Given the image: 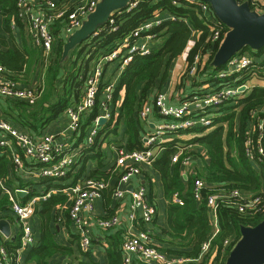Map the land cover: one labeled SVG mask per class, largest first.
<instances>
[{"label":"built area","instance_id":"2783aa9c","mask_svg":"<svg viewBox=\"0 0 264 264\" xmlns=\"http://www.w3.org/2000/svg\"><path fill=\"white\" fill-rule=\"evenodd\" d=\"M99 1L86 0L85 3L70 9L62 5L59 0H17L21 21L27 25L36 46L42 49L45 69L54 56L57 36L53 28L57 21L64 20L63 32L66 39H68L70 35L82 27L84 20L96 9ZM171 1L173 4L187 1L197 5L204 14L213 13L215 15L210 3L205 0ZM238 1L239 3L248 2L252 9L260 13L264 10L261 8L262 0ZM138 3L139 0L131 1L126 8L127 11L136 7ZM112 17L113 15L108 23L113 26L112 29H116L117 26H114L115 19ZM217 19L210 18L212 29L210 39L213 42H222L223 26L219 24L220 21ZM162 21L161 11H155L151 18L133 29L107 54L105 53L91 62L81 100L72 104L66 110L68 125L58 136L68 133L80 135L84 127V120L96 105L99 89L104 80L102 111L93 119L92 125L83 138L85 140L82 142L83 147H91L97 143L98 126H101L100 120L105 118L108 121L112 116L109 103L113 99L115 85L114 82L105 80L108 64L117 60V70L122 71L135 54H150L159 41L158 34L154 29L161 25ZM97 34L98 31L93 36ZM86 58H89V55H86ZM255 60L244 51L238 53L223 68L217 70L212 78H208L212 81L199 86L198 89L201 88L199 93H192L182 102L169 103L168 96L165 93H158L154 103L144 105L139 112L140 117L146 121L148 127L141 138L142 149L128 150L124 146L113 145L112 148L115 149L117 156L109 178L86 175L69 186L57 189L58 192L64 193L68 197V216L80 234L82 246L85 250L89 249L92 243L90 236L92 220L106 230L116 228L121 223L118 214L102 216L96 210V201L112 185L115 186L110 179L114 175L118 178V185H116L117 187L114 188L113 192L114 197L123 199L126 195H131L129 219L133 227L141 226L135 231L130 229L125 233L121 244L124 264H132L134 260L140 261L141 264H196L202 263L205 259H208V264L226 263L225 258L229 256L238 240H234V237L226 239L220 255L217 247L212 248L213 238L220 231L219 206L223 203L235 206L240 213L251 215L264 210V191L263 194H248L238 188L231 190L219 188L208 194L207 206L213 226L212 234L209 239L202 243L198 257H188L170 255L154 243L157 204L151 198L152 196L145 185L130 189L128 183L142 173L141 165L154 164L161 154L168 149L173 150L172 163L180 162L183 166L188 167L193 157L192 150L198 143L191 142L185 146L182 145L179 139H183L184 135L188 133H190L189 135H195V137L202 135L201 131L208 132L217 126V119L221 115L211 117L208 114L210 109L216 108L218 112L220 108L226 107V110L222 112L224 114L229 110L230 105L239 103L238 99L249 95L253 88L256 86L264 87V60L260 62ZM198 61L199 57L197 56L190 74L197 73ZM81 64L84 66L85 63L81 62ZM45 87L44 74L35 84L24 86L0 63V96L8 100H24L33 103L42 97ZM156 111L160 119L158 121L150 120L151 115ZM263 113L264 104L251 111V124L245 144L246 156L258 165V168L262 171H264ZM150 126L152 130H150ZM255 133H258V136L254 137ZM58 136L54 133L38 135L29 129L19 128L10 120L0 117V149L10 155L18 171L25 170L27 164L33 167L29 171L32 176L62 178L77 162V155L68 152L66 144L60 141ZM200 146L202 147V145ZM199 153L201 154V152ZM35 165L39 166L36 168ZM181 176L185 180L193 177L192 189L194 196L198 201L202 200L203 190L208 187L206 181L197 175L190 176L186 170L181 172ZM123 184L126 186H122ZM0 188L2 194L7 195L9 198V207L14 217L12 222L20 230L21 245L16 250L15 258L7 250L4 245L5 242L0 243V264H12L18 260L21 249L35 244L36 236L31 221L36 213L37 205L39 201L47 200L56 190H50L38 196H31L29 188L10 187L2 177H0ZM20 193L30 197L29 200L26 202L21 201L19 199ZM169 201L180 206L186 203L185 196L180 191H174ZM58 218L61 221L63 216L60 215Z\"/></svg>","mask_w":264,"mask_h":264},{"label":"trees","instance_id":"16d2710c","mask_svg":"<svg viewBox=\"0 0 264 264\" xmlns=\"http://www.w3.org/2000/svg\"><path fill=\"white\" fill-rule=\"evenodd\" d=\"M59 1L70 9L86 2V0ZM157 10L166 11L172 15L163 19L161 25L154 29L160 42L150 54L134 55L133 59L124 67L120 81L114 90L113 99L109 103L112 105L114 101H117L120 91L125 90V97L120 109V117L124 120L128 134L127 147H124L128 150L142 149L141 138L147 128L141 125L143 119L139 112L144 105L148 104L149 98L154 103L157 94L163 92L174 61L183 54L193 37L194 43L186 55V68L176 86V90L183 89L181 96L177 98V103L188 97L189 93L184 92L187 81L195 84V82L202 80L201 86L205 82L212 81L208 78H212L213 74L220 69V67L213 66L212 61L221 41L213 42L210 39L212 34L210 18H217L213 13L204 14L197 5L187 1L173 4L171 0H139L137 6L130 11L127 9L118 10L112 17L115 19L114 26H117L116 29H112L113 26L109 25L110 23L101 27L97 30V35H92L83 44L77 46L64 61H62L66 42L62 37L64 20H58L53 28L58 39L54 48V56L46 70V87L43 97L33 103L24 100L12 102L11 106L17 110V113L9 110L8 115L24 128L40 133L49 124L56 121L60 115L64 114L69 106L81 100L91 62L105 53L107 54L133 29L151 18ZM0 14L3 17L4 29H11L14 22L18 25L23 23L19 17L17 0H0ZM219 24L223 26V39L229 28L222 22ZM196 32L197 34H195ZM246 49L249 47L244 50ZM82 55H89V58L84 62L83 70L77 62V59L81 58ZM197 56L199 57L197 73L192 75L190 71ZM205 56L209 57L204 62ZM25 62V53L19 49L0 48V63L10 71L12 76L15 77V74L11 70H21ZM104 83L103 80L96 105L89 113V121L88 117L86 119L88 124L92 123L93 119L102 111ZM263 104L264 87L256 86L239 103L230 105L228 110L230 113L223 118H218V122H226V126L220 124L208 133L201 131L200 133L206 134L191 140L192 143L201 144L209 156V160L197 172V175L201 176L208 185L203 190L202 200L198 201L194 196L193 177L185 180L180 175V162L171 164L172 149H168L160 159L154 162L155 167L161 173L166 196L170 198L174 191H180L185 196L186 202L183 206L169 203L167 208L168 229L158 227L155 221L156 233L153 235V240L159 233L161 235L169 233L180 239L177 243L172 241L170 247L163 249L160 247L162 251L174 256H199L202 243L209 239L212 234L213 226L207 206V197L216 189L231 190L238 188L248 194H263L264 171L256 168V164L254 165V162L245 153L247 132L252 118L251 111ZM104 130L108 133L118 132L117 126L110 129L109 123L105 124ZM100 132L97 143L101 137ZM256 136L258 133L254 134V137ZM95 157L102 165V152H97ZM10 166H14L10 155L0 149V176L5 174ZM92 175L98 174L94 172ZM7 197L0 200V211L10 208ZM66 200L64 194H52L47 202L52 209V206L64 203ZM218 216L220 231L213 238L212 248L217 247L220 255L226 239L233 238V236L234 240L241 238L243 225L255 226L264 220V210L251 215L243 214L235 206L223 203L218 208ZM51 237L52 234H44V243L33 248L28 259H35L38 264H47L49 257L60 252L62 247L53 243ZM4 245L15 258L16 250L21 245L20 238L8 240ZM120 247L115 246L110 249L108 264H124ZM227 258L228 256L225 259L227 260ZM92 264L100 263L93 261ZM132 264H141V262L134 260ZM196 264H208V259Z\"/></svg>","mask_w":264,"mask_h":264},{"label":"crops","instance_id":"0c3cea01","mask_svg":"<svg viewBox=\"0 0 264 264\" xmlns=\"http://www.w3.org/2000/svg\"><path fill=\"white\" fill-rule=\"evenodd\" d=\"M160 11H161V17H163V19L172 16L170 13L166 11L163 12L162 10ZM263 12L264 10L262 11V13ZM2 18L3 17L0 14V48L19 49L20 51L25 53L26 62L24 63L23 68L19 71L14 69L11 70L15 74L16 79H18V81H20V83L24 86H30L35 84L43 74H44V79L46 80V70L51 61L49 62L48 66L45 69L44 67L45 64L42 57L43 56L42 49L41 47L36 46V44L34 43L27 25L24 23H21L22 25H18L14 22L11 26V29H4V22ZM63 31L64 29L62 30V37L65 40H67ZM159 42L160 40L157 42V44ZM193 43L190 46L188 44V47L183 52V54H181L174 61L172 69L170 71L169 79L164 85L163 93H165L168 96L169 103L170 102L177 103V98L180 97L183 92V89H180L179 92H173L174 90L176 91V89H174L173 87L174 84H176L177 86L178 84L177 82L180 81V77L178 79V76L180 75V73L184 72L185 69H183V66L184 68H186V55L188 50L192 47ZM206 58L207 57L205 56L204 62ZM79 59L80 57L77 59V62L79 61ZM79 65L82 68L81 70H83L84 68L82 64L80 63ZM117 68H118V64L116 62L110 63L108 64L105 73V80L114 82L115 88L120 81V76L123 71V70L118 71ZM36 70L39 73V77L35 82L29 81L28 79L25 78L26 74L32 73L34 71L36 73L37 72ZM201 82L202 80L195 82V84H192L191 81H187V86L184 91L189 93L187 96L191 95L195 90H197ZM44 93L42 94V97ZM124 97H125V90L122 89L119 93L118 100L114 101V103L110 106V111L112 115L111 119L108 120L107 122L105 121L106 122L105 124L108 123L110 124V129H113L114 127L117 126L118 132L108 133L107 131L104 130L105 127L104 124L101 130V135H100L101 137L97 145L93 147L92 146L83 147L82 142L85 140L83 139L85 137V135L83 134L81 135V137L80 135L78 136V134L75 135L74 133H68L66 135L58 136V134L68 125V117L65 114L66 112L60 115V117L56 121L49 124L40 133H37L25 127V129H29L38 135L47 134V133L57 134L58 139L66 144V147L68 149L67 151L75 153L77 155L78 157L77 162L71 167L67 175L62 178H58V179H64L66 181L65 184L58 185V184L50 183L47 185H43V184L36 185V183H43L47 179H57V178L39 177L37 175L32 176L29 173V171L33 167L29 166L28 164L26 165V169L21 171H18L15 165L13 166L16 170V174H17L16 178L14 177L13 179H10L11 177H13L11 171L8 172L11 167H9L8 171L5 174L1 175L0 177L4 178L6 184H8L10 187L29 188L31 191V196L42 195L50 190H56V192L53 193L54 195L64 194L58 192L57 189L61 187L69 186L70 184L75 183L81 177H84L86 175H92L94 172L98 174L95 175L97 177L109 178L111 176V169L114 160L117 156L116 151L115 149L112 148V146L114 145V146L127 147V143H128V134L126 132V126L124 120L120 117V112H121L120 109ZM12 102L15 101L8 100L0 96V117L8 119L19 128L24 129V127L20 123H17L15 120H13L11 116L8 115V112H10L11 110L17 113V110L13 108V106H11V104H13ZM148 103L153 104V100L149 98ZM228 113L230 112L226 111L223 115H221L222 118L226 116V114ZM87 117L89 121V114ZM152 119L157 121L160 119V116L158 115L157 111L151 115L150 120ZM88 121L87 122L85 121L86 123L84 122V124L87 125ZM117 123L119 124L116 125ZM220 124L226 126L227 123L218 122L217 126ZM141 125L146 126V128L148 129L146 121L142 120ZM151 126H150V130H152ZM212 129H210L209 131H211ZM144 134H142V136ZM189 134L190 133L184 135L183 139L189 138L188 140H192L195 138V135H189ZM190 137L192 138L190 139ZM196 137H199V135ZM200 145L196 144V146H194L192 150L193 153L192 161L188 167L183 166L181 163L179 164L180 175L181 172L184 170H186L190 174V176L197 175L198 170L201 169L205 164V162L209 160L207 151L204 148H202ZM99 151L102 152V156H103L102 165L99 164L97 160L98 158L95 157V154ZM165 152H163V154H161V156L158 159H160ZM199 152H201V154ZM171 164L174 165L172 161ZM38 166L39 165H35L36 168ZM255 166L256 168H258V165ZM141 168H142V173L134 177V179H132L128 183V187L130 189L137 188L142 185H145L147 187L149 193L152 196L151 198L157 204L156 223L158 227L168 229L169 225H168L167 208L170 201L165 193V188L161 173L155 167L154 164L141 165ZM110 179L112 180V183L115 186L112 185V187L107 189L103 193L102 197H100L96 201V210L98 214L102 216H111L114 214H118L121 220L120 225H118L116 228L106 230L101 228L96 221L92 220L91 232H90L92 243L90 245V248L85 250L82 246V239L80 237V234L77 232L73 221L68 216V212H67L68 210L67 208L69 206L68 197L64 194L67 200L64 203H59L55 206H52V209H50L51 206L49 207V203L47 202V200L39 201L37 205L36 213L31 221L36 236V242L34 245H31L30 247L21 249L18 254V260L13 262L12 264H38V262L35 259L29 260L28 257L30 252L33 250V248L39 247L44 243L43 235L44 234L47 235L48 233L52 234L51 241L53 243H56V245L62 247L61 250L62 252L61 251L57 252L51 257H49L47 259V264H92L93 261L98 262L100 264H108L110 249L114 248L115 246H117V248L121 246L127 230L133 229L135 231L141 227V226L133 227L132 222L129 219L131 195L128 194L123 199H116L113 195V192H114V188L117 187L116 185H118V178L117 176L113 175ZM12 182H14V184H12ZM31 186L34 187V189H31L30 188ZM122 186H126V185L123 184ZM4 197L7 196L5 194H2L0 188V200L3 199ZM29 198L30 197H28L25 194L19 195V199L24 202L28 201ZM8 203L9 206L10 201ZM60 215L63 216V219L61 221L58 218ZM13 218L14 217L12 215L10 208H8L7 210L0 211V221L8 220L10 222V235L7 236L0 230V243L7 242L8 240H15L17 237L20 238L19 235L20 230L13 224L12 222ZM178 239L179 238L169 233L164 235H161V233H159L154 237V243L163 249L172 246L171 244L172 241L174 243H177L180 240Z\"/></svg>","mask_w":264,"mask_h":264},{"label":"water","instance_id":"95a60500","mask_svg":"<svg viewBox=\"0 0 264 264\" xmlns=\"http://www.w3.org/2000/svg\"><path fill=\"white\" fill-rule=\"evenodd\" d=\"M131 1L133 0H100L96 9L84 20L82 27L66 40L62 61L69 57L73 49L105 26L116 11L126 9ZM205 1L210 3L218 20L229 28L214 55L213 66L223 68L233 56L245 51L246 47L264 49V13L252 9L248 2ZM105 121L102 118L100 124ZM0 230L7 236L10 235V222L1 220ZM225 264H264V220L255 226L241 227V238L231 250Z\"/></svg>","mask_w":264,"mask_h":264},{"label":"rangeland","instance_id":"374dc122","mask_svg":"<svg viewBox=\"0 0 264 264\" xmlns=\"http://www.w3.org/2000/svg\"><path fill=\"white\" fill-rule=\"evenodd\" d=\"M263 2H262V5H261V8H263L264 9V0H262ZM195 34H197V32L195 33ZM194 34V36H196ZM193 40H194V37L192 38V40L189 42V46L193 43ZM244 52H246L250 57H253L254 58V60L255 61H257V62H260V61H262V60H264V50H255V49H251V48H249V49H246ZM206 57H209V56H206ZM87 58H86V56L85 55H82L81 56V58L79 59V61H78V65L82 62V63H84L85 62V60H86ZM207 59V58H206ZM38 61V60H37ZM117 61V60H116ZM116 61H114V62H116ZM37 63V62H36ZM183 69H185L184 68V66H183ZM182 69V70H183ZM37 71V70H36ZM116 75V74H115ZM181 75H182V73H180V75L178 76V79H179V77L181 78ZM196 75V74H195ZM38 77H39V73H38V71L35 73V71L34 72H32V73H29V74H26L25 75V78L26 79H28L29 81H36L37 79H38ZM258 81V80H257ZM198 82V81H197ZM177 83H179V82H177ZM114 85H115V83H114ZM174 89H176V84H174V87H173ZM181 89V88H180ZM180 89H177V90H180ZM173 91V92H179V91ZM201 91V88L200 89H197V90H195L193 93H199ZM172 92V93H173ZM244 98V97H243ZM243 98H240V99H238L239 101H241ZM238 102V101H237ZM232 104V103H231ZM234 104V103H233ZM230 109V108H229ZM217 109L216 108H212V109H210L209 110V112H208V114H210V116L211 117H213V116H220V115H222L223 113V111L224 110H226V107H223V108H220L219 109V111L217 112L216 111ZM222 117V116H221ZM86 120H84V122H85ZM107 122V121H106ZM106 122H104L103 124H101V126H98V130L99 131H101L102 130V128H103V126H104V124L106 123ZM217 122H218V119H217ZM86 123V122H85ZM92 124H87V125H85L84 124V127H83V129L81 130V132H80V137H81V135L83 134V135H86L87 134V132H88V128L91 126ZM227 125V124H226ZM89 126V127H88ZM88 127V128H87ZM101 133V132H100ZM107 133V132H106ZM187 137V136H186ZM199 137H201V135H199ZM185 139H187V140H185ZM184 140L183 139H179V140H181V142H182V145H188L189 143H191V140H188L189 138H185ZM11 168H10V170L8 171V172H10L11 171V174H12V176L13 177H11L10 179H13L14 177L16 178L17 177V174H16V170H15V168L13 167V166H10ZM50 183H53V184H65L66 183V181L64 180V179H47V180H45V182H43V183H36V185H47V184H50ZM12 184H14V182H12ZM31 189H34V187H30ZM35 189H37V188H35ZM234 237V236H233Z\"/></svg>","mask_w":264,"mask_h":264}]
</instances>
